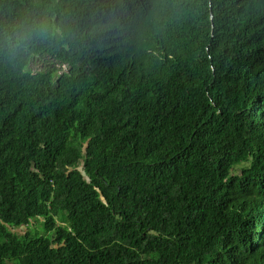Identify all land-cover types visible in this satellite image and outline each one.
I'll return each instance as SVG.
<instances>
[{
  "label": "trees",
  "instance_id": "obj_1",
  "mask_svg": "<svg viewBox=\"0 0 264 264\" xmlns=\"http://www.w3.org/2000/svg\"><path fill=\"white\" fill-rule=\"evenodd\" d=\"M45 13L0 52V264H264V0H0V36Z\"/></svg>",
  "mask_w": 264,
  "mask_h": 264
},
{
  "label": "clouds",
  "instance_id": "obj_2",
  "mask_svg": "<svg viewBox=\"0 0 264 264\" xmlns=\"http://www.w3.org/2000/svg\"><path fill=\"white\" fill-rule=\"evenodd\" d=\"M61 35V29L54 15L45 13L31 22L24 21L11 32L0 36V52L12 58L27 53L37 44L51 41Z\"/></svg>",
  "mask_w": 264,
  "mask_h": 264
},
{
  "label": "rangeland",
  "instance_id": "obj_3",
  "mask_svg": "<svg viewBox=\"0 0 264 264\" xmlns=\"http://www.w3.org/2000/svg\"><path fill=\"white\" fill-rule=\"evenodd\" d=\"M58 69V74H62L63 72L67 71V67L60 65L55 60H53L51 57H41L36 56L34 57L29 66V71L32 73H38V72H47L54 69ZM41 220L33 221V224L27 227L23 228H14L12 229L13 232L19 233V234H25L27 232H40L44 233L42 230V225L40 223Z\"/></svg>",
  "mask_w": 264,
  "mask_h": 264
}]
</instances>
